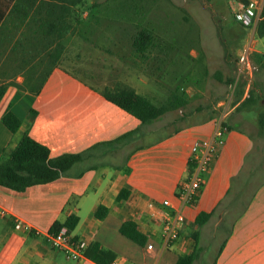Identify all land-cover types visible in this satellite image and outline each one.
I'll return each instance as SVG.
<instances>
[{"label":"crops","instance_id":"obj_1","mask_svg":"<svg viewBox=\"0 0 264 264\" xmlns=\"http://www.w3.org/2000/svg\"><path fill=\"white\" fill-rule=\"evenodd\" d=\"M14 1L8 0L9 13L0 24V83L7 84L0 100V155L5 147L13 148L23 132H27L47 147L51 157L84 152V158L69 174L48 183L32 185L23 191L0 185V206L7 210V214L0 216V264H97L84 255L71 262L72 258L47 241L53 222H62L72 213L79 216V221L71 234L85 241L86 246L97 241L111 249L118 263L174 264L178 252H190L195 244L191 233L196 228L197 215L212 211L225 198L231 177L243 167L245 155L263 135V128L254 127L256 140L243 126L256 119V110L250 111L251 115L245 113L254 105H245L241 112L236 107L249 96L251 88L254 96L258 95L264 103V70L260 71L263 75L247 78L242 82L244 85L240 82L239 86L236 80L242 92L238 101L232 99L234 86H229L231 92L225 97L220 98L217 93V106L223 105L219 115L185 124L153 140L144 136L135 145L104 144L137 129L140 121L107 100L101 91L126 86L153 99L155 84L149 82L148 76L142 74L141 78L139 71V63L149 60L147 53L151 46L142 52L132 45L92 47L88 54L82 52L84 56L79 62L99 63L100 71L90 75L75 73L71 70L79 52L66 42L77 32L75 14L80 4L71 8L68 5L67 13L63 8L61 16L68 25L60 30L43 23L51 20L46 7H37L36 3L27 9L22 1L12 9ZM263 2L227 0L232 13L242 10L250 16L255 36ZM56 11L59 15V8ZM23 35L25 40L18 39ZM255 41L251 40V51L260 53L254 48ZM59 44L62 49L57 57L54 54ZM39 84L36 93L28 89ZM16 102L22 106L16 107ZM8 108L22 118L16 133L1 121ZM220 123L226 128L225 142L210 168L202 173L195 199L186 203L177 189L189 173L188 161L195 142L212 137ZM147 127L144 129L149 134ZM122 188L128 189L129 195L119 200L117 195ZM164 199L169 201L166 207L162 206ZM149 202L154 204L153 208ZM98 205L107 207L102 218L95 216ZM175 212L184 217L179 235L171 243H165L163 220ZM126 219L134 220L147 236L145 244L140 245L120 232ZM16 220L25 227L16 228ZM217 220L216 215L211 216L201 231L217 225ZM148 243L153 245L151 249L147 248ZM215 264H264V183L235 221Z\"/></svg>","mask_w":264,"mask_h":264},{"label":"rangeland","instance_id":"obj_2","mask_svg":"<svg viewBox=\"0 0 264 264\" xmlns=\"http://www.w3.org/2000/svg\"><path fill=\"white\" fill-rule=\"evenodd\" d=\"M224 1L227 0H83L75 14L77 32L66 42L76 46L75 51L79 52L75 55L77 61L71 71L82 75L98 73L99 63L79 62L84 54H88L87 51L92 47L131 46L133 34L144 25L151 28L157 37V43L147 53L149 60L139 63L141 78L143 75L148 76L149 82L155 84L151 95L153 101L167 102L173 92L187 95V102L183 106L165 112L147 127L150 133L145 135V139L153 140L185 124L205 121L210 116L219 115L223 105L217 106L215 95L219 93L220 98L225 97L231 92V87L214 77V72L220 71L224 77L234 75L239 85L247 78L263 75L261 67L251 59L254 54L251 43L256 40L254 48L263 53L264 36H255L252 28L243 27L238 22L233 23L232 13L226 11ZM95 2L101 5L92 6ZM22 38L26 39L24 35L18 39ZM242 56H245L244 61L240 60ZM151 87L150 84L149 88ZM238 92L237 87L233 91V102L239 95H236ZM15 104H18L16 107L22 106L18 102ZM257 107L264 108L260 99ZM257 107L254 104L250 107L252 109L246 110L245 113L250 115V111L256 110L258 115L254 121L243 125L256 140L258 135L254 131L259 126L258 116L264 114V109ZM254 149L264 166V127L263 135L257 140ZM249 164L247 162L245 167ZM189 176L188 173L183 181L188 182ZM192 200L183 201L187 203ZM233 215L227 218V222L233 219ZM179 224L180 222L177 223L178 226ZM201 232L200 244L203 249L194 264H211L224 232L218 233L216 225ZM182 253H188V250L178 252V255ZM174 254L177 255L176 250ZM71 262L76 260L71 259Z\"/></svg>","mask_w":264,"mask_h":264},{"label":"trees","instance_id":"obj_3","mask_svg":"<svg viewBox=\"0 0 264 264\" xmlns=\"http://www.w3.org/2000/svg\"><path fill=\"white\" fill-rule=\"evenodd\" d=\"M22 1L27 9H31L36 3H38L37 7H46L47 15L51 17V20L43 21V23H47L50 27H59L60 30L62 29L61 26L68 25L67 21L63 20L61 16L63 8H66L64 13H67L66 10L68 5L71 8V6H77L83 2V0H15L12 9L18 7ZM224 3L226 4V11H229L231 14L232 12L227 1H224ZM100 5V3L95 2L92 6L98 7ZM8 7V0H0V24L9 13ZM57 8L60 10L59 15H56ZM94 16L98 17V14H95ZM232 21L233 23L238 22L234 18V13H232ZM238 23L241 24L240 22ZM241 26L250 27L242 24ZM255 33L258 37L264 36V2L260 11V17L255 26ZM156 43L157 37L153 30L143 25L133 34L131 45L136 50L142 52L146 50L147 47L153 46ZM61 49V44H59L56 50L57 52H55L54 55L57 57L60 56ZM225 55L229 56V53H226ZM251 59L264 70V52H254ZM206 72H208V70H206ZM213 75L220 82L231 87L234 86V90L237 88L238 83L236 82L234 75L224 77L220 71L214 72ZM44 79L45 76L43 77V80ZM40 87L41 84L37 86H29L28 89L31 93H36ZM6 89L7 84L0 83V100L5 94ZM101 93L107 100L132 114L140 121V126L137 129L126 132L114 140L104 143L111 145L116 143H122L123 146L127 144L135 145V142H138L139 140L142 141L141 139L147 135V131L144 127L149 126L156 120L160 119L165 112L183 106L187 102V95L184 93L173 92L172 97L169 98L167 102L155 103L153 99L126 86L120 88L106 87ZM240 94L241 91L236 94L238 96L235 98V101H238ZM257 97L259 98L258 95L254 96L253 89L251 88L249 90V96L244 98L238 104L236 107L237 110H241L242 107L247 104H257ZM31 111L35 112L33 109ZM1 121L12 133H16L22 124V118L19 117L12 108H8L4 111L1 116ZM258 125L260 129L264 127L263 113L258 116ZM83 158L84 152L63 153L51 157L46 146L34 140L27 134V132H23L13 148L7 146L2 150L0 155V185L15 191H23L32 185L48 183L56 180L60 176L69 174L70 170H72ZM247 162L250 164L252 163V165L249 164L245 167ZM262 164L263 162L258 160V154L253 147V149L245 155V163L243 164V167H241L237 174L231 177L230 187L227 190L225 198H223V200H221L212 211L200 212L197 215L194 222L196 228L191 233L195 244L190 252L180 254L174 264H194V262L200 257V253L203 249V246L200 244L201 227L210 220L211 216L216 215L220 222L217 224L218 226L216 225L218 233L222 231L224 234L217 251L213 255L211 264H215L216 258L222 250L227 237L231 233L235 221L245 211L258 187L264 183V166H262ZM194 167L195 162L190 158L188 161L189 175L193 172ZM128 195L129 190L122 188L117 195V199L120 200L126 198ZM195 196L196 195L193 196V200L195 199ZM106 213L107 207L104 205H98L95 211V216L102 218ZM231 214H234L233 219L227 222V218ZM78 221L79 216L72 213L62 222L58 220L54 221L49 232H57L62 225H66L69 230L72 231ZM119 230L124 236L140 245L145 244L147 241V236L139 230L137 223L132 219L124 220L120 225ZM83 255L97 264H109L110 261L115 258L114 251L101 246L97 241L88 244L83 250Z\"/></svg>","mask_w":264,"mask_h":264},{"label":"built area","instance_id":"obj_4","mask_svg":"<svg viewBox=\"0 0 264 264\" xmlns=\"http://www.w3.org/2000/svg\"><path fill=\"white\" fill-rule=\"evenodd\" d=\"M234 18L244 26H250L252 24V19L250 16L243 12L242 10L234 12ZM245 56L240 58L244 61ZM226 128L221 124L213 133L210 138L197 140L193 147V153L191 159L195 162V167L193 172L189 176L188 182L183 181L178 186V196L184 201H190L194 195H196L201 187L202 173L209 169L213 158L215 157L218 149L224 144V132ZM169 205V201L164 199L162 201V206L166 207ZM149 207L153 208L154 204L149 202ZM7 214V210L0 206V216ZM184 219L180 212H175L174 214L166 217L162 224V238L165 243H169L175 240L179 234V226L177 223L182 222ZM25 227L21 221H15V227ZM47 241L51 247L64 252L69 258L77 259L83 255V250L86 247V242L75 238L69 228L66 225H62L57 232H48ZM153 245L151 243L147 244V248L151 249ZM109 264H120L115 259L110 261Z\"/></svg>","mask_w":264,"mask_h":264}]
</instances>
